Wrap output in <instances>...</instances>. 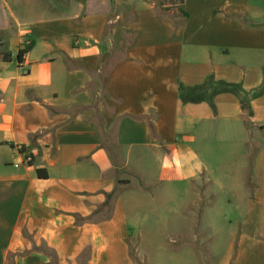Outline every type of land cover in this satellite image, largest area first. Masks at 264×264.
I'll return each instance as SVG.
<instances>
[{
	"label": "crops",
	"instance_id": "1",
	"mask_svg": "<svg viewBox=\"0 0 264 264\" xmlns=\"http://www.w3.org/2000/svg\"><path fill=\"white\" fill-rule=\"evenodd\" d=\"M0 41V264H138L155 193L212 187L264 264V0H0Z\"/></svg>",
	"mask_w": 264,
	"mask_h": 264
},
{
	"label": "rangeland",
	"instance_id": "2",
	"mask_svg": "<svg viewBox=\"0 0 264 264\" xmlns=\"http://www.w3.org/2000/svg\"><path fill=\"white\" fill-rule=\"evenodd\" d=\"M236 163L237 160L227 162L222 169L231 175V178L222 180L232 187L238 182L234 177L237 171H234ZM173 185L175 184L168 181L163 182L161 186ZM211 189L209 199L203 201L198 198V201L186 210L187 214L181 217L177 213L179 205L185 203L184 195H179V200L178 195L155 193V202L144 210L150 217L138 230L141 241L132 243L135 261L138 264H235L238 241H233V238H237L240 232L242 211L227 209L226 202L231 199L233 204L238 206L245 193H230L227 188L222 191L215 187ZM156 212L158 216L154 215ZM227 215L233 220L231 224L225 219ZM137 248L141 259L136 257Z\"/></svg>",
	"mask_w": 264,
	"mask_h": 264
},
{
	"label": "trees",
	"instance_id": "3",
	"mask_svg": "<svg viewBox=\"0 0 264 264\" xmlns=\"http://www.w3.org/2000/svg\"><path fill=\"white\" fill-rule=\"evenodd\" d=\"M1 43V41H0ZM31 50V46H26L23 50H20L17 54V57H16V61L18 63H22L23 61V56L25 54H27L29 51ZM0 54H1V57L4 61H11L12 60V55L11 53L3 46L0 44ZM225 89L223 91H227V92H232V93H235L236 95H238L239 97H241V105L243 107V110L249 112V114H251V110H250V104L248 102L245 101V98L241 96V91H240V88L238 86H235V85H228V84H225ZM184 91L185 89L184 88H181L180 89V94L181 96L184 95ZM264 92V87H262L259 92H257L256 94H254L255 96H258L260 95L261 93ZM247 103V104H246ZM21 152L22 153H25L26 150L24 149V147L21 149ZM36 161V157H33V161L31 164H34ZM37 176L41 179H44V178H47L46 175H42V171L41 170H37ZM112 198V195H107V201H106V204L105 206H108L109 203H110V200Z\"/></svg>",
	"mask_w": 264,
	"mask_h": 264
},
{
	"label": "built area",
	"instance_id": "4",
	"mask_svg": "<svg viewBox=\"0 0 264 264\" xmlns=\"http://www.w3.org/2000/svg\"><path fill=\"white\" fill-rule=\"evenodd\" d=\"M33 155H26L25 156V162L26 163H32V161H33Z\"/></svg>",
	"mask_w": 264,
	"mask_h": 264
}]
</instances>
